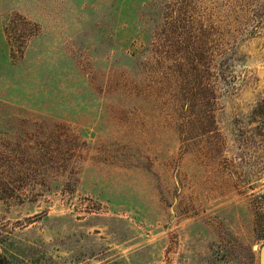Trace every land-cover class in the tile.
<instances>
[{
    "label": "rangeland",
    "instance_id": "obj_1",
    "mask_svg": "<svg viewBox=\"0 0 264 264\" xmlns=\"http://www.w3.org/2000/svg\"><path fill=\"white\" fill-rule=\"evenodd\" d=\"M263 243L264 0H0L1 264Z\"/></svg>",
    "mask_w": 264,
    "mask_h": 264
},
{
    "label": "water",
    "instance_id": "obj_2",
    "mask_svg": "<svg viewBox=\"0 0 264 264\" xmlns=\"http://www.w3.org/2000/svg\"><path fill=\"white\" fill-rule=\"evenodd\" d=\"M258 264H264V243L260 245L258 251Z\"/></svg>",
    "mask_w": 264,
    "mask_h": 264
},
{
    "label": "trees",
    "instance_id": "obj_3",
    "mask_svg": "<svg viewBox=\"0 0 264 264\" xmlns=\"http://www.w3.org/2000/svg\"><path fill=\"white\" fill-rule=\"evenodd\" d=\"M195 66H198V64L195 65ZM207 66H208L209 69H211L212 67L214 68V66H212L211 64H208ZM224 67H225V65H221V66H220V68H222V70H223ZM222 70H221V71H222ZM196 73H197V69H195V71H194V75H196ZM217 74H218V73H217ZM0 264H1V263H0Z\"/></svg>",
    "mask_w": 264,
    "mask_h": 264
}]
</instances>
